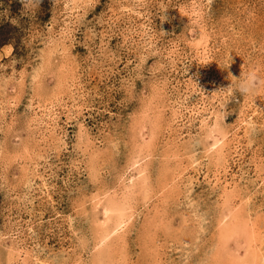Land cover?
Returning a JSON list of instances; mask_svg holds the SVG:
<instances>
[{"label": "rangeland", "instance_id": "374dc122", "mask_svg": "<svg viewBox=\"0 0 264 264\" xmlns=\"http://www.w3.org/2000/svg\"><path fill=\"white\" fill-rule=\"evenodd\" d=\"M250 69L264 0H0V264H264Z\"/></svg>", "mask_w": 264, "mask_h": 264}, {"label": "clouds", "instance_id": "9594fccd", "mask_svg": "<svg viewBox=\"0 0 264 264\" xmlns=\"http://www.w3.org/2000/svg\"><path fill=\"white\" fill-rule=\"evenodd\" d=\"M229 65L227 64L226 68ZM262 88H264V75H261L255 69H250L248 72L242 73L234 84V90L241 96H254Z\"/></svg>", "mask_w": 264, "mask_h": 264}, {"label": "bare ground", "instance_id": "6f19581e", "mask_svg": "<svg viewBox=\"0 0 264 264\" xmlns=\"http://www.w3.org/2000/svg\"><path fill=\"white\" fill-rule=\"evenodd\" d=\"M135 160V159H134ZM136 163V162H135ZM138 163V162H137ZM111 206H113V205H111ZM114 208H112V209H107V210H105V211H108L107 213H109L110 211H112ZM111 235V234H110ZM254 247V246H253Z\"/></svg>", "mask_w": 264, "mask_h": 264}]
</instances>
